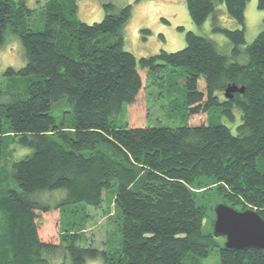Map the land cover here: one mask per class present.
<instances>
[{"label": "trees", "instance_id": "trees-1", "mask_svg": "<svg viewBox=\"0 0 264 264\" xmlns=\"http://www.w3.org/2000/svg\"><path fill=\"white\" fill-rule=\"evenodd\" d=\"M21 1L0 0V47L14 33L27 57L24 67H9L3 76L28 81L23 93H9V102L0 94V176L5 124L7 134L32 153L12 165L18 189L0 187V264H50L56 257L62 264H201L214 249L220 264H264V249L230 251L224 238L206 233L208 208L201 202L216 188L222 203L254 209L264 219V31L247 45L248 0H186L196 26L213 17V32L228 39L230 55L188 32L185 49L139 60L123 48L132 5L107 3L105 18L88 24L76 18L75 0H47L45 30L36 32L27 25L34 10ZM220 5L239 29L220 25ZM258 8L264 10V0ZM166 68L185 80L188 123L143 126L145 109L138 102ZM232 85L244 92L227 99ZM65 105L72 109L70 128L57 125L53 115L55 106ZM124 105L133 122L119 126L112 117ZM235 107L242 112L237 134L218 120L234 121ZM113 187L120 248L110 254L81 246L88 219L79 210L99 208ZM47 193L64 196L52 205ZM55 211L57 242L41 234L43 216Z\"/></svg>", "mask_w": 264, "mask_h": 264}, {"label": "rangeland", "instance_id": "rangeland-1", "mask_svg": "<svg viewBox=\"0 0 264 264\" xmlns=\"http://www.w3.org/2000/svg\"><path fill=\"white\" fill-rule=\"evenodd\" d=\"M47 0H26L27 6L34 10L28 17V28L41 32L45 30V2ZM15 5L21 4V0H13ZM77 6L76 18L84 23L93 24L101 22L106 15L105 4H114L117 8L126 5H132V16L127 25L123 28V48L133 53L137 59L153 56L161 50L167 52H176L187 47L186 34L194 32L197 35L207 37L213 40L218 49L226 55L231 54V44L222 34L213 32V17L202 26L193 24L186 0H75ZM220 16V25L228 29H239V24L232 19L226 10L225 5H220L217 9ZM246 42L250 45L257 36L264 31V10L258 8V0H248L246 11ZM27 63L25 51L21 45L20 39L14 33L7 34V42L0 47V94L2 101L9 102L12 97L9 93H23L28 81L26 78H10L3 76L9 67L16 70L21 69ZM172 68H166L160 71L153 79L149 81V86L142 94L138 105L144 107L145 116H142L143 126L147 127H180L187 125L185 99L183 97L185 80L181 75L173 73ZM181 72L180 70H176ZM16 79V80H14ZM220 98H224L221 94ZM72 110L70 106H55L53 115L57 125L65 124L67 128L72 126ZM235 120L227 116L219 117V122L225 124L231 129L233 134H237L238 126L242 123V112L239 108L233 109ZM119 126L131 125L133 122L130 106L124 105L123 112L112 117ZM194 119V118H192ZM7 125L3 146V159L1 167V185L2 188L18 189L16 182L12 179V165L32 151L29 148L22 147L17 139L7 134ZM261 170L264 166L259 165ZM206 184L211 186V182L203 178ZM116 187H113L104 194V202L99 208L87 206L86 209L79 210L78 215L84 214L87 217L83 225L81 246H93L100 250L108 251L110 254L116 253L121 244V232L119 229L118 215L119 211L115 207L114 197ZM201 198V202L208 208L207 218L203 230L206 233H213L216 205L222 203V197L218 194L216 188H209ZM64 193L46 194L45 200L55 205ZM44 228L42 236L47 240L58 241L60 212L55 211L51 215H44ZM4 222V215L0 213V227ZM224 240V239H223ZM62 259L51 258L50 264H62ZM68 262H70L68 260ZM201 264H220L218 249L211 251L209 257L200 261ZM86 264H104L102 259L89 260Z\"/></svg>", "mask_w": 264, "mask_h": 264}, {"label": "water", "instance_id": "water-1", "mask_svg": "<svg viewBox=\"0 0 264 264\" xmlns=\"http://www.w3.org/2000/svg\"><path fill=\"white\" fill-rule=\"evenodd\" d=\"M243 93L244 87L232 85L224 96L231 99L235 93ZM213 234L224 238V248L230 251L264 249V219L254 209L240 211L220 203L216 205Z\"/></svg>", "mask_w": 264, "mask_h": 264}]
</instances>
